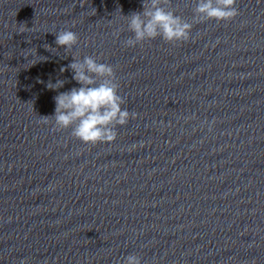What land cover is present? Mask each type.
Wrapping results in <instances>:
<instances>
[{"label":"clouds","instance_id":"9594fccd","mask_svg":"<svg viewBox=\"0 0 264 264\" xmlns=\"http://www.w3.org/2000/svg\"><path fill=\"white\" fill-rule=\"evenodd\" d=\"M236 0H199L193 9V22L186 21L171 7V0H142V11L123 15L127 19L128 30L133 36L124 41L126 47L142 45L157 38L166 43L176 44L189 40L194 23L207 20L231 21L238 15ZM57 48L44 47L51 51L63 48L70 53L78 43V35L71 30L54 33ZM72 62L61 67L60 72L71 70L72 79L80 85L69 91L59 92L54 97L55 111L52 116H41V122L52 124L56 130L71 129V136L84 144L111 143L117 139V126H124L137 113L122 108L125 99L119 95L120 85L112 65L98 62L94 56L83 59L72 56ZM65 80L49 81V90H58ZM211 130V128L209 129ZM124 264H141V259L130 254Z\"/></svg>","mask_w":264,"mask_h":264}]
</instances>
